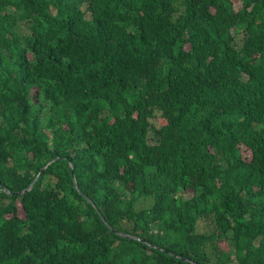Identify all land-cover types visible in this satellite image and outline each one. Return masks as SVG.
<instances>
[{
	"label": "trees",
	"instance_id": "1",
	"mask_svg": "<svg viewBox=\"0 0 264 264\" xmlns=\"http://www.w3.org/2000/svg\"><path fill=\"white\" fill-rule=\"evenodd\" d=\"M0 264H264V0H0Z\"/></svg>",
	"mask_w": 264,
	"mask_h": 264
},
{
	"label": "rangeland",
	"instance_id": "2",
	"mask_svg": "<svg viewBox=\"0 0 264 264\" xmlns=\"http://www.w3.org/2000/svg\"><path fill=\"white\" fill-rule=\"evenodd\" d=\"M155 123H156L157 125H160V124H163V123H164V120L158 118V119H156V122H155ZM200 224H201L202 226H204V223H203L202 221H200Z\"/></svg>",
	"mask_w": 264,
	"mask_h": 264
},
{
	"label": "water",
	"instance_id": "3",
	"mask_svg": "<svg viewBox=\"0 0 264 264\" xmlns=\"http://www.w3.org/2000/svg\"><path fill=\"white\" fill-rule=\"evenodd\" d=\"M44 167L41 169V171L39 172V174L37 175V177L41 174V172L43 171ZM76 186V184H75Z\"/></svg>",
	"mask_w": 264,
	"mask_h": 264
},
{
	"label": "clouds",
	"instance_id": "4",
	"mask_svg": "<svg viewBox=\"0 0 264 264\" xmlns=\"http://www.w3.org/2000/svg\"><path fill=\"white\" fill-rule=\"evenodd\" d=\"M70 164H71V162H69ZM71 168L73 169V166H72V164H71ZM72 175H73V171H72ZM76 184V183H75ZM26 190H28V189H26Z\"/></svg>",
	"mask_w": 264,
	"mask_h": 264
}]
</instances>
